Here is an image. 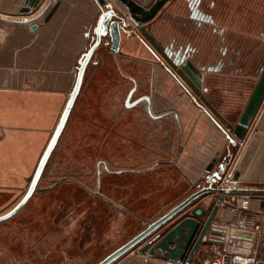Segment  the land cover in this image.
<instances>
[{"label":"crops","instance_id":"0c3cea01","mask_svg":"<svg viewBox=\"0 0 264 264\" xmlns=\"http://www.w3.org/2000/svg\"><path fill=\"white\" fill-rule=\"evenodd\" d=\"M26 1L0 0V167L14 175L23 173V159L29 160L24 168H32L45 152L99 18L95 0H42L33 14H23ZM137 1L147 5L152 0ZM260 5L264 13V0ZM23 18L32 21L19 22ZM161 26L159 34L173 29L171 22ZM143 39L123 33L122 56L107 50L98 60V51L93 56L52 155L59 166L72 163L71 172L80 180L44 186L47 190L36 193L23 218L0 223V264H99L184 201L194 184L207 186L203 178L215 158L214 170L226 161V177L238 174V188L264 189V102L245 138L231 146L214 118L223 122L166 71ZM248 80L245 75L212 81L207 76L206 88L231 107L241 102V81ZM132 88L141 102L130 108L124 100ZM150 108L165 118L151 119ZM96 160L92 177L95 169L86 166ZM216 198L210 195L195 206L210 209ZM250 208L264 219L261 199L251 198ZM232 216L222 207L215 223L225 224ZM144 244L113 264H173L139 253ZM209 247L208 242L196 256L198 264L212 256Z\"/></svg>","mask_w":264,"mask_h":264},{"label":"water","instance_id":"95a60500","mask_svg":"<svg viewBox=\"0 0 264 264\" xmlns=\"http://www.w3.org/2000/svg\"><path fill=\"white\" fill-rule=\"evenodd\" d=\"M169 1L170 0H156L151 7H147L137 0H95L98 6L99 18L94 29L92 44L79 61L76 83L71 92V96L67 99V104L60 122L56 129H54L55 132L48 146H46L44 154L42 153L43 156L30 179V188L27 194L16 208L0 216V222L14 216L19 209L29 201L36 190H43L37 187L38 183L46 170L48 160L53 150L57 147L77 98L83 88L88 67L98 49L102 45H105L106 47H109L108 51L111 52L112 55H121L120 51L123 33L128 37L135 36L139 38H141V34H144L149 37L154 44H157L155 38L146 29V26L156 18ZM41 3L42 0H27L25 8L23 9V14H33L34 11L40 7ZM114 4L120 7L121 10L125 12V15H122L121 11L118 8H115ZM53 12H55V10ZM49 16L46 21L49 20ZM31 21V18H23L19 22L28 23ZM37 27V25L33 26L32 30H36ZM132 28L137 29V31ZM108 38L109 41H104V39ZM157 46L159 45L157 44ZM175 68L191 86L197 96L204 100L207 106L227 127L225 129L224 126L214 118V121L223 131L230 145L237 146L247 135L264 102V69L259 76L238 122L234 124L227 120L214 104L205 97L203 92V87L206 81L205 68L199 67L198 64L194 63L191 59L182 61L178 66H175ZM204 110L209 113L207 108H204ZM229 156H232L231 152ZM216 164L217 159L215 158L206 169V176L203 180L207 181V186L194 184L193 189H196L197 187L199 188L197 191L190 194L184 201L152 222L145 230L140 232L132 240L120 247L99 264H113L130 250L143 243L145 244L139 249V253L141 254L148 253L151 257L159 258L171 263L185 262L186 264H198L195 261L196 256L201 251L205 250L208 242L214 241L228 244L232 242V239L234 238L252 236L253 234L250 232L229 230L224 224L215 223V220L222 208V203L226 195H242L253 199H261L262 206L264 207V189H243L238 188L237 186L234 188L218 189L217 184L223 180L228 167V162L225 161L220 163L217 170H214ZM230 181L237 184L238 174L232 176ZM213 194L216 195L217 198L212 205V208L208 209L204 204L195 206L198 201H204L208 196ZM186 211L189 212L179 219L173 226L165 230L163 233H158V231L162 230L166 225L174 221ZM230 250L239 251V249L234 247H230Z\"/></svg>","mask_w":264,"mask_h":264},{"label":"flooded vegetation","instance_id":"af4514ba","mask_svg":"<svg viewBox=\"0 0 264 264\" xmlns=\"http://www.w3.org/2000/svg\"><path fill=\"white\" fill-rule=\"evenodd\" d=\"M155 1L152 0L145 6L151 7ZM168 22L173 23L172 31L168 33V30L160 29L163 33L159 34L157 28H163L161 25ZM132 29L137 31L135 28ZM146 29L159 46L154 44L149 37L141 34L147 40L143 39L144 42L160 60L166 71L189 88L191 86L175 68L187 59H191L199 67L205 68V76L211 78V81L220 76L231 75H245L252 79L260 76L264 69L262 66L264 63V13L261 11L260 0H170L156 18L146 26ZM245 29H250L253 33L258 32V35L247 34ZM247 46L254 47L246 49ZM257 66H260L261 70L255 76L254 71ZM211 81L209 83H212ZM245 84L246 82H244ZM208 89L205 81L203 92L205 97L212 102L209 94H214L215 90L210 93ZM140 99L141 97L135 96V88H132L124 103L131 108L137 106ZM142 100L150 105L152 103L148 96H144ZM212 103L219 110L218 106L214 102ZM148 115L158 123L162 118H165L154 114L151 108ZM227 120L229 119L227 118ZM70 180L77 181L74 177H64L51 188ZM42 186L38 188L43 190H36L33 197L36 193L47 190ZM30 201L9 219L23 218L20 214L27 212ZM9 219L0 223H8Z\"/></svg>","mask_w":264,"mask_h":264},{"label":"rangeland","instance_id":"374dc122","mask_svg":"<svg viewBox=\"0 0 264 264\" xmlns=\"http://www.w3.org/2000/svg\"><path fill=\"white\" fill-rule=\"evenodd\" d=\"M106 50L108 51L109 47L102 45L101 48L97 52V55H96L97 60L99 59V57L102 56L103 52ZM93 65L94 64H91V66L89 68L90 72L92 71V69L94 67ZM262 66H264V63L262 64ZM260 70H261L260 66H257L255 71H254L255 76L258 75V73H260ZM89 75H91V73H89ZM89 75H88V77H89ZM88 77H87V79H88ZM258 79H259V76H256L252 79H249L248 81H246L245 85H243V81H241V91H242L241 93L243 94V96H241V102L239 101L240 103H238V101H237L238 104L235 103L236 105H233L231 107H229L228 105H222L224 103H223V101L220 100V97L218 96V94L214 93L211 96L212 99H214L213 102L219 107V110L234 124L238 122L240 115L242 114V112H243V110L247 104V101L252 94V90L255 87ZM244 93H246V94H244ZM64 109H63V111H64ZM63 111H62V114H63ZM62 114H61V116H62ZM61 116H60V119H61ZM60 119H59V122H60ZM59 122H58V124H59ZM58 124H57V126H58ZM223 126L225 129L227 128L225 125H223ZM56 127H55V129H56ZM54 132L55 131H53V134H54ZM53 134H52V136H53ZM223 135H224V138L227 139L225 134H223ZM52 136H51V138H52ZM49 142H50V140H49ZM49 142H48V144H49ZM48 144H47V146H48ZM43 154H44V152H43ZM42 155H41V157H42ZM40 158L37 160L36 166H38V164H39L38 162H39ZM98 161L99 160H96L92 166H90V165L86 166L89 168L93 167V169H95L94 171H92V173H93L92 177H96V169H98V167H99ZM28 162H29V160H24V159L22 160V163H23V170L22 171H23V173H21V175L11 174L7 169L4 170L0 167V199H1L0 200V213L3 211L9 210L14 205V203L17 202L18 199H20V197H22V196L24 197L25 194L27 193V191L29 190L30 179L32 178L37 167L34 165V167H32V168H27V167L24 168L25 167L24 165ZM57 162H58V160H55V157L51 158V160L49 161V165L44 172L43 178L41 179L39 186H42V185L43 186H50V185L53 186V185H55L56 182H59L64 177H74V178H76V180H80L79 178H77V177H79V175L76 172L75 173L71 172L70 166L72 163L70 164L69 162L65 161L66 165H68V166H66L64 164L59 166V165H57ZM85 169H88V168H85ZM85 180L87 181V179H85ZM70 181H72V180H70ZM83 181H84V179H83ZM91 183H94V179H93V182H91ZM5 186H6V188H5ZM202 186H204V185H202ZM9 187H11V188H9ZM198 189H199L198 187L196 189H192L191 193H194ZM22 198H21V200H22ZM201 202L202 201H198L196 204H199Z\"/></svg>","mask_w":264,"mask_h":264},{"label":"built area","instance_id":"2783aa9c","mask_svg":"<svg viewBox=\"0 0 264 264\" xmlns=\"http://www.w3.org/2000/svg\"><path fill=\"white\" fill-rule=\"evenodd\" d=\"M232 177L224 176L217 188H234L237 184L230 181ZM251 198L242 195H226L222 207H228L232 219L225 223L229 230L250 232L252 236L232 239L228 244L209 242L212 256L202 264H264V219L253 213L250 208ZM230 247L239 249L232 251ZM173 264H186L185 262Z\"/></svg>","mask_w":264,"mask_h":264},{"label":"bare ground","instance_id":"6f19581e","mask_svg":"<svg viewBox=\"0 0 264 264\" xmlns=\"http://www.w3.org/2000/svg\"><path fill=\"white\" fill-rule=\"evenodd\" d=\"M89 48H90V47H89ZM70 96H71V94H70ZM70 96H69V97H70ZM77 99H78V98H77ZM76 102H77V101H76ZM75 104H76V103H75ZM74 107H75V106H74ZM72 111H73V110H72ZM71 113H72V112H71ZM70 116H71V115H70ZM69 118H70V117H69ZM65 128H66V126H65ZM65 128H64V130H65ZM64 130H63V132H64ZM62 134H63V133H62ZM57 145H58V144H57ZM55 149H56V148H55ZM53 152H54V150H53ZM53 152H52V154H53ZM52 154H51V156H50V158H49V160H48V163H49V161H50V159H51V157H52ZM42 156H43V155H42ZM41 158H42V157H41ZM41 158H40V160H41ZM40 160H39V162H40ZM39 162H38V163H39ZM47 165H48V164H47ZM43 175H44V174H43ZM42 178H43V176H42ZM42 178H41V179H42ZM41 179H40V181H39L37 187H39V184H40V182H41ZM27 192H28V191H27ZM26 194H27V193H26ZM26 194H25V195H26ZM32 197H33V196H32ZM32 197H31V198H32ZM31 198L29 199V201L31 200ZM29 201H28V202H29ZM28 202H27V203H28ZM27 203H26V204H27ZM26 204H25V205H26ZM25 205H24V206H25ZM24 206H23V207H24ZM23 207H22V208H23ZM22 208H21V209H22Z\"/></svg>","mask_w":264,"mask_h":264}]
</instances>
